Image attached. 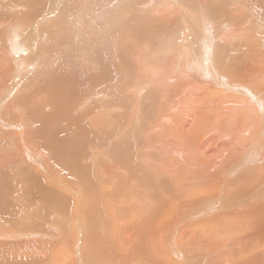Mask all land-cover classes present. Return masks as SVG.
<instances>
[{
	"label": "bare ground",
	"instance_id": "bare-ground-1",
	"mask_svg": "<svg viewBox=\"0 0 264 264\" xmlns=\"http://www.w3.org/2000/svg\"><path fill=\"white\" fill-rule=\"evenodd\" d=\"M207 1L7 2L12 6L9 9L12 13L16 10L26 11L27 7L31 8L36 3L44 4L39 11L28 10L27 16L18 21L17 26H26L22 33L28 40L27 44L20 42V33L11 31L12 27L17 28L11 24H6V29L0 31V168L6 172H0V240L5 242L17 236L38 238L37 245L32 242V247L33 244L38 246L46 241V238L53 236L47 232V227L44 230L45 228L39 227L35 220L28 219V222H23V212L26 211L23 202L26 198L33 197L30 202L38 203L40 211H43L41 209L47 204L48 195L45 189L36 183L31 185L32 176H36L32 172L34 168L23 162V159H28L27 155L30 153L35 155L36 150L31 148L32 145L27 147L22 129L23 124L30 125L28 121L31 118L32 127L37 126L34 127L35 132L40 136V142L36 140L37 145L41 147L37 146L40 148L38 152L45 149L49 159L52 154V160L60 165V171L64 172L67 168V161H73L75 164L77 160L89 162L87 166L84 165L85 168L74 165L81 169L78 176L80 175L82 180L71 179L70 183L76 186H65L74 195H66L71 196L70 198L78 204L85 201L84 204L81 202L83 206L79 208L72 205L78 216L73 214L79 217L81 212L80 221L85 220L86 226L92 227H88L92 229H89L91 239H98L100 243L102 241L104 246L98 242L93 245L98 254L96 256L100 260L103 258L101 264L114 260L113 255H116L117 248L120 252L119 245L130 244L134 240L136 243L154 242L149 250L146 246L137 250V244L133 247L136 249L135 254L145 256L150 264H264V37L260 44H255V39L252 40L251 35H247L250 31L233 33L237 28L233 29L228 22L224 23L225 20L219 23L220 26L217 24L219 27L213 29L212 25L211 28V20L207 15V6L210 7V4L206 3ZM236 1L238 0H212L214 5L209 9V13L229 18L247 16V12H243L239 7L241 5L238 6ZM15 3L17 4L13 6ZM249 3L256 16L257 9L263 7L264 0H249ZM149 16H155L159 24L163 23V19H168L169 25L184 30L186 42H181L177 37L169 38V41L167 32L161 30L156 35V40L160 44L164 42L165 46L158 57H149L143 52L149 48L147 42H144V46L136 44L132 47L130 54L133 56L129 55L130 61L125 63V51L129 47V43L123 39L124 31L127 30L125 26H134L132 29H137V23L141 22V26L147 25L146 21H152ZM175 16L179 18V22ZM135 18L139 19L138 22H135ZM8 20L12 21L11 18ZM239 20H235L238 25ZM253 20L254 18L252 22L255 32L261 34L262 32L258 31L261 27ZM33 24V27L37 26L34 32L30 30ZM255 24L258 26L255 27ZM240 26L243 27L242 23ZM243 34L245 35L240 40L239 37ZM165 39L168 42H165ZM120 44L124 54L120 51ZM115 79H118L116 82L120 84L119 91L112 88ZM111 90L112 94H117L111 103L96 99L105 98ZM23 115L30 116L29 119H24L27 123H23ZM16 142L18 148L15 147ZM227 160L230 163L226 162ZM23 163L26 168L31 169L24 176L25 179ZM96 163L101 165L100 176L106 178L114 175L112 184L116 185V189L113 191L110 187L109 192L117 197V200L120 197L117 209L120 218H128L124 213L133 209V213H129H132V216H129L128 224L117 225L120 234H117L118 231H115L116 234L110 231L108 244L105 243V238L100 239L101 241L98 238L101 235L103 239L104 230L98 228L104 232L103 235L94 231L100 224L97 212L90 213L93 200H81L88 193L92 194L93 190L90 178L82 174L86 171L93 172ZM225 166L231 168L222 173ZM10 168L14 169L18 176L8 173ZM209 168L210 171L216 172L209 175ZM42 170L47 174L43 166ZM94 172L98 174L99 171ZM236 172L238 174L232 179H245L243 186L256 181L245 193H227L228 178ZM218 173L221 175H215ZM96 178H99L98 175ZM82 181L86 183L85 191L80 186L84 184ZM96 181L95 187L100 183ZM103 181L107 184V179L103 178ZM18 183L21 186H18ZM223 184L226 185L225 190H222ZM45 188L54 196L53 187ZM77 188H80V194ZM259 190L262 193H258L256 197H260V200L252 203L248 201L250 198L254 200ZM100 191L102 192V189ZM55 198V201H58L59 198ZM64 199H59L57 205L61 211L62 208L65 211L71 208L63 205L68 204ZM233 208L237 211H230ZM57 211L60 212L59 209ZM215 212L217 213L214 214ZM219 212L223 215L219 216ZM55 214L59 215L56 210ZM209 214H214L212 220L199 222L195 227L194 224H189L192 221H201L202 217L206 219ZM60 215L62 218L66 216ZM69 215L66 216L67 219ZM52 217L50 220H54L56 216ZM101 217L100 215V219ZM79 225L78 223L77 227L80 228ZM217 228H223L220 236L219 233L216 234ZM86 229H82L84 241L90 239ZM52 233L55 234L56 231L53 229ZM4 242H0V246L8 247ZM27 243L17 241L14 250H23L24 244ZM203 243L209 246L201 247ZM45 245H42V248L46 249ZM54 246H57V243ZM4 248L0 251L6 254L10 248ZM160 253L162 256L168 254L171 257L163 258L160 263L158 260L161 258L156 257L161 255ZM153 255L154 258H151ZM53 257L56 259L58 256ZM80 259L84 260L83 257ZM57 261L59 263V260ZM120 263L127 264L130 261L123 258Z\"/></svg>",
	"mask_w": 264,
	"mask_h": 264
},
{
	"label": "rangeland",
	"instance_id": "rangeland-1",
	"mask_svg": "<svg viewBox=\"0 0 264 264\" xmlns=\"http://www.w3.org/2000/svg\"><path fill=\"white\" fill-rule=\"evenodd\" d=\"M23 1H25V0H23ZM212 0H208L206 3H208V4H210V7H208L207 5V11H208V13H207V15L209 16V18H210V20H211V28H212V25H213V29H215L216 27H219L220 26V24H221V22L222 21H224V23H226V22H228V24L229 25H231L232 27H233V29H235V28H237V29H235L234 31H233V33H236V32H243L244 33V31H250L247 35L248 36H250L251 37V39L252 40H254L255 39V44H260L261 43V40H262V38L264 37L263 36V34H264V5H263V9L262 8H259V9H257V15L256 16H254L255 14H253V12H252V7H251V5H250V3H249V0H247V2L245 3V1L243 2V0L242 1H240V0H238V1H236V3L238 4V6L239 5H241V6H239V7H241V9L243 10V12H247V16H230V18L228 17V16H214V14H212V13H209V9L210 8H212V6L214 5V4H212V2H211ZM7 2H9V0H0V31H2V30H5L6 28H5V25L6 24H11V25H13L16 29H14L13 27H12V32L14 31V33L15 32H18V33H20V36H19V40H20V42L22 43V42H24V43H26L28 40L25 38V36H24V33H22V30L23 29H25L26 28V26L25 25H19V26H17L18 24H19V20L21 19V20H23V18L24 17H26L27 16V12H28V10L29 11H31V12H36V11H39V9H41V6L44 4V2H42V3H39V4H41V5H38L37 3L34 5V6H32L31 8H29V7H27V10L25 11H19V10H16L15 11V9H14V13H12V12H10V8H12V6L11 5H9V4H7ZM242 2H243V4H242ZM6 3V4H5ZM17 3H15L13 6H15ZM196 6H198V4L196 5ZM246 6H250V7H246ZM188 7H189V5H188ZM191 9H192V6L190 7ZM262 9V10H261ZM4 11V12H3ZM178 11V10H177ZM193 11H196V10H193ZM179 12V11H178ZM254 12H255V10H254ZM25 15H24V14ZM20 14V15H19ZM178 15V14H177ZM213 15V16H212ZM261 16H263V17H261ZM35 17H37V16H35ZM152 18V21L151 20H148V21H146L147 22V25L146 24H142V26H141V22L138 24L137 23V25H138V28L139 27H142V28H137L136 29V27L134 28V29H132L134 26H125V27H127V30H123L124 31V33L125 34H123V39H124V41L129 45V49L127 48V50L125 51V57H127V59L124 57V61H125V59H126V61H125V63L126 62H129L130 61V57H132L133 55H131L132 53H131V49H132V47H134L136 44L138 45V44H142V46H144L143 45V43L144 42H147V44H148V49L147 50H149V51H147V50H143V52H146V54H148L147 56H149V57H153V55L155 56L156 55V57H158V55L160 54V51L161 52H163L161 49L163 48V46H165V44H164V42H161V44L160 43H158L157 42V40H156V35H158L159 34V31H161V30H165L166 32H167V34H166V36H167V39L170 41V39H172V38H176L177 37V39H181L180 41L181 42H186V39H184V30H182L181 28H179V27H175V26H171V25H169V20L168 19H163V23H160L159 24V22H158V20H156L155 18V16H149V18ZM175 17H177V16H175ZM221 17V18H220ZM242 17V18H241ZM249 17L251 18V19H249ZM8 18H11V20L12 21H9L8 20ZM150 18V19H151ZM178 18V17H177ZM235 18V19H234ZM254 18V20L253 21H257L256 23H258L259 24V26L261 27V29L260 30H258V31H260V32H262L261 34L259 33V32H255L256 30H255V28H254V24H253V22H252V19ZM261 18V19H260ZM3 19V20H2ZM26 19V18H25ZM220 19V20H219ZM230 19V20H229ZM232 19V20H231ZM237 19H240L239 20V25L236 23L237 21H235V20H237ZM256 19H258V20H256ZM31 20V19H30ZM135 20V22H138V18H135L134 19ZM178 20V22L180 21L179 20V18L177 19ZM215 20V21H214ZM229 20V21H228ZM242 20H243V22H242ZM249 20V21H248ZM262 20H263V22H262ZM244 21L246 22V24H244L243 25V23H244ZM248 21V22H247ZM12 22H13V24H12ZM15 22V23H14ZM18 22V23H17ZM31 22L33 23L34 21L33 20H31ZM143 22H145V21H142V23ZM150 22H152V23H150ZM252 22V23H251ZM148 23H149V25H153L152 27H150L149 25H148ZM220 23V24H219ZM236 23V24H235ZM240 23H242V26L243 27H241L240 26ZM154 24L156 25V26H154ZM219 26H218V25ZM250 24L252 25L251 27H250ZM146 25V28L144 27ZM22 26V27H21ZM34 26V24L32 25V26H30V30H32V32H34V30L36 31L37 29V26L36 27H33ZM158 26V27H157ZM170 26V28L168 29L167 27H169ZM244 26H245V28H244ZM246 26H248V28L246 27ZM258 25L257 24H255V27H257ZM144 27V28H143ZM150 27V28H149ZM241 27V28H240ZM150 30H149V29ZM242 28H244V29H242ZM146 29H147V31H146ZM151 29H153L152 30V34H151ZM154 29H156L155 31H154ZM178 29V30H177ZM180 29V30H179ZM19 30V31H18ZM132 30V31H131ZM145 30V31H144ZM238 30H240V31H238ZM252 30V31H251ZM24 31V30H23ZM142 31V32H141ZM145 32H147L146 34H145ZM157 32V33H156ZM173 32V33H172ZM251 32H254V34L253 33H251ZM132 34V35H130V34ZM150 33V34H149ZM176 33V34H175ZM232 33V34H233ZM149 34V35H148ZM171 34V35H170ZM179 35V36H178ZM244 35L245 34H243L242 36H240L239 37V39L241 40L243 37H244ZM253 35H254V37H253ZM133 37V38H132ZM253 37V38H252ZM130 38V39H129ZM166 38V37H165ZM170 38V39H169ZM132 39V40H131ZM248 39V41L250 40V38L248 37L247 38ZM246 39V40H247ZM18 40V41H19ZM131 40V41H130ZM134 41V43H132ZM165 42H168L166 39H165ZM245 42V41H244ZM151 43V44H150ZM27 44V43H26ZM131 44V45H130ZM242 44V43H241ZM121 45V44H120ZM155 45H157V46H155ZM240 45V43L238 44V46ZM155 46V47H154ZM119 47H121L120 48V51L123 53V51H122V45L121 46H119ZM161 47V48H160ZM160 49V50H159ZM156 50H157V52H156ZM159 50V51H158ZM138 53H143V52H140V51H138V50H136ZM133 52V51H132ZM148 52V53H147ZM155 52V53H154ZM131 53V54H130ZM152 53H154V54H152ZM124 54V53H123ZM128 54V55H127ZM129 55H131L130 57H129ZM151 55V56H150ZM123 61V62H124ZM132 63V62H131ZM123 64V63H122ZM122 64H120L121 66H122ZM32 71H35L34 69H32ZM118 80V79H117ZM116 79L114 80V82H112V88L116 91L117 89H118V91L120 90V88H119V85L120 84H117V81ZM117 81V82H116ZM116 83V84H115ZM116 85V86H115ZM115 87V88H114ZM117 96V94H112V90L109 92V94L105 97V98H101V97H99V98H96L97 100H101V101H103V102H105V103H108V101L111 103V101H113V99L112 98H115ZM105 100V101H104ZM28 117H30V116H28V115H25V117H24V115H23V123H24V121L26 122V120L27 119H29ZM24 119H26V120H24ZM31 119V118H30ZM30 119H29V123H30V125L27 123V124H23V127H22V129H23V132H24V135H25V137H26V145H27V147L28 146H31V148L33 147L34 149H36L35 150V155H37V156H35L34 154H33V152L32 153H30L29 154V156L27 155V160H25V159H23V162H27L28 164H30V165H32V167L34 168L33 169V173L36 175V176H32L33 178H32V180H31V185H35L34 183H36V185L37 186H41L42 188H44L45 189V192L48 194V195H46V201H47V206L46 205H44V207H42L43 209H41V210H43V211H40V205L38 204V203H35V204H32L30 201L32 200L31 198H33V197H27L26 198V200L23 202V208H24V210H26V211H28L29 209V211L28 212H26L25 211V213L23 212V222L24 223H26V222H28V219H29V221H31V220H35L37 223V225L39 224V227H41V228H45V227H47V232H50L53 236L50 238V239H47L46 238V241H43V243L42 244H39L38 246H36L37 244L36 243H38V238H32V237H28V236H24V237H18L17 236V238H11V239H13V240H11V239H7V240H5V242L7 243L6 245L8 246V247H6V246H4V245H2V246H0V250H1V248H4V247H6V248H4L5 250L6 249H8V248H10L9 250H7V252H6V254H3L4 253V251H0L1 253H0V264H65L66 262H67V264H81V261H82V259H80L79 260V258L81 257H83L84 258V260L82 261V264H85L84 262H87L86 264H101V263H103V258L100 260V258L98 257V256H96V255H98V254H96V251H95V248L93 249V245L95 244V243H99V245H101V246H104L103 245V243H102V241L101 240H104V238H105V243L106 244H108V240L110 239V236H111V234H110V231H114L113 232V234H116V232L115 231H118V229L116 228L117 227V225H123V224H128V222H129V219L128 218H130L131 216H132V211H133V209H129V210H127L124 214L128 217V218H125V217H122V219L120 218L121 217V215L119 216V210L117 211V209H118V203L120 202V197H119V200H117V197H114L113 195H112V193L111 192H109V188L111 187L112 189H113V191H115V187H116V185H113L112 184V177L114 176V175H112V176H110V177H107L106 175V178L105 177H102V176H100L99 175V173H100V171H101V165H98L97 163H96V166H95V168H94V171H99L98 172V174H96L94 171L92 172H90V171H86V173H84V174H82L83 176H85V174H86V178H90L89 180H90V185H92V188H93V190H95L94 191V193H93V190H91L92 191V194H94V195H92L91 194V192H90V194L88 193V195L87 196H84L81 200H83V199H88V200H93L92 202L93 203H91L92 205L90 206V213H95L96 214V212H97V214H96V216H97V220H98V224H100L101 225V227H100V225H99V227L98 226H96L95 227V230L94 231H97V233H99L100 234V232H101V234L102 233H104L105 232V235H103L104 237H103V239H102V237H101V235H99V240L101 241V243L98 241V239H97V241H93L91 238V234H90V232L92 231V229H90V228H92L91 226H86V222H85V220H82V222L80 221L81 219H82V217H81V212H80V216L79 217H76V213L77 212H74L73 211V207L74 206H72L73 204L74 205H77L78 206V208L79 207H82L83 205H82V203L83 202H85L84 200L83 201H81V202H79V204H78V202H75L74 200H73V198H70L68 195H66V194H68L69 193V195H74V193H72V191L71 190H69L68 189V187L67 186H65V185H69V186H73V187H75L76 185H74V184H71L70 182H71V179H73V180H76L77 181V179H78V181L81 179V177H80V175L78 176V173H80L81 172V169L79 170V168L82 166V168L84 167V165H86L87 166V164H89V162L87 161V160H80V161H76V164H75V162H73V161H67L66 162V167L67 168H65V170H64V172L63 171H60V165L59 164H56V163H54L53 162V160H52V154H51V156H50V159H49V157H46V151H45V149L44 150H41L40 152H38V150L41 148L39 145H37V142L39 141L40 142V140H39V138L38 137H40L39 136V134H38V132H35V128L34 127H37V126H35V125H33V127H32V124H31V122H30ZM27 125V126H26ZM28 125H29V127L31 128H29L28 127ZM113 126V124H111V127ZM25 127L26 128H28V129H25ZM33 128V129H32ZM262 129H263V126L261 127ZM30 129V130H29ZM32 130H33V132H32ZM36 134H35V133ZM32 133V134H31ZM35 134V135H34ZM31 135H32V137H31ZM32 138V139H31ZM28 140V141H27ZM30 140H32L31 142H30ZM36 140H37V142H36ZM35 143H34V142ZM33 142V143H32ZM37 146H39L40 148H38ZM15 147H17L18 148V143L16 142V146ZM14 147V148H15ZM16 149V148H15ZM15 149H13V150H15ZM34 149H33V151H34ZM50 152V151H49ZM38 153V154H37ZM87 153V152H86ZM24 155V154H23ZM31 156H32V158H31ZM43 158H45V159H43ZM31 161H30V160ZM35 159V160H34ZM25 160V161H24ZM30 161V162H29ZM41 161V162H40ZM85 161V162H84ZM88 162V163H87ZM226 162H228V163H230L229 162V160H227ZM41 165H40V164ZM53 163V164H52ZM86 163V164H85ZM39 164V165H38ZM44 164H45V166H44ZM80 164V165H79ZM235 163H233V165H234ZM74 165H78L79 166V168L77 167V166H74ZM94 165V164H93ZM232 165V166H233ZM42 166H43V168L44 169H46L47 170V174H46V171L44 172V170H42ZM23 167L25 168V169H23V179H25L24 178V176L27 174V172L29 171V170H31V169H28V168H26L25 167V165H24V163H23ZM78 168L76 171L74 170L75 168ZM73 168V169H72ZM85 168V167H84ZM229 168H231V166H225V168L222 170V173H224L223 171H225V170H228ZM67 169V170H66ZM97 169V170H96ZM79 170V171H78ZM103 171H106V170H103ZM0 172L1 173H6L5 172V170L3 169V168H0ZM211 172H216V171H210V168L208 169V174L210 175L211 174ZM8 173H10V174H13V175H15V176H18L17 174H16V172H15V170L14 169H12V168H10V169H8ZM31 173V172H30ZM37 173H39V175H37ZM87 173L89 174V175H87ZM95 175H94V174ZM238 174V172H236V173H234V174H232V175H230V177L229 178H231V179H229L228 178V182H229V189H228V192L227 193H232V192H235V193H239V194H241V193H245L246 191H248L249 189H250V187L251 186H253L255 183H256V181H251V182H249L246 186H243V183H244V181H245V179H232V178H234L236 175ZM98 175V177L99 178H101V179H97L96 178V176ZM215 175H221V174H215ZM31 176V175H30ZM91 176V177H90ZM93 177V178H92ZM103 178H104V180H106L107 179V184L109 185H107L104 181H103ZM111 178V179H110ZM40 179V180H39ZM98 180V182H100V183H98V185H96V187L97 188H99L98 190H97V188L95 187V184H97V181L96 180ZM14 180V179H13ZM67 180H69V182L67 181ZM82 180V179H81ZM100 180H102V181H100ZM17 182H20V180H16ZM86 181V180H85ZM85 181H82L81 183H83L84 182V184H79L78 183V185H80L81 186V188H85ZM38 182V183H37ZM96 182V183H95ZM102 182V183H101ZM220 182V180H218L217 181V183H219ZM33 183V184H32ZM104 183V184H103ZM221 183H222V181H221ZM64 184V185H63ZM21 186V184H19L18 183V186ZM100 186H101V188H100ZM108 186V187H107ZM186 185H183V187H185ZM226 185L225 184H223V186H222V190H225L226 189V187H225ZM45 187H48V188H50V187H53L54 189H55V193H54V196L52 195L53 193L52 192H47V190H46V188ZM94 187H95V189H94ZM208 188V187H207ZM102 189V192L100 191ZM209 189V188H208ZM66 191V192H64V191ZM76 190H79V194H80V188H77ZM182 190V189H181ZM264 190V189H263ZM54 191V190H53ZM84 191H85V189H84ZM83 192V191H82ZM89 192V191H88ZM108 192V193H107ZM52 193V194H51ZM105 193V194H104ZM110 193V194H109ZM258 193H262L260 190H259V192H256V194H255V196H254V200H251V198L248 200V201H250L251 203L254 201V202H256V201H259L260 200V197L258 198V196L256 197V195L258 194ZM51 194V195H50ZM87 194V193H86ZM98 194V195H97ZM100 194V195H99ZM66 195V196H65ZM91 195V196H90ZM109 195V196H108ZM115 196H116V194H114ZM38 196V195H37ZM83 196V195H82ZM96 198H95V197ZM102 196V197H101ZM111 196V197H110ZM55 197H57V198H59V199H61V198H65L64 200H65V202H67L68 204H63V205H65V207L67 206V208L68 207H71V208H64V209H67V211H65V210H63V208H62V211H61V209L57 206V205H59V202H60V200L58 199V201L56 202L55 201ZM92 197V198H91ZM99 197V198H98ZM114 197V198H113ZM137 197V196H136ZM55 198V199H54ZM90 198V199H89ZM112 198L115 200H112ZM34 199V198H33ZM68 199V200H67ZM72 199V200H71ZM54 200V201H53ZM38 201H39V199H38ZM70 201V202H69ZM117 201V202H116ZM170 201V200H169ZM24 203H26V204H24ZM57 203V204H56ZM76 203V204H75ZM97 203V204H96ZM102 203V204H101ZM115 203H117V204H115ZM54 204H56V206L54 205ZM70 204V205H69ZM84 204V203H83ZM113 204V205H112ZM27 205V206H26ZM99 205V206H98ZM117 205V206H116ZM25 206H26V208H25ZM46 206V207H45ZM105 206V207H104ZM108 206H110V207H108ZM112 206V207H111ZM105 208V209H104ZM152 208V207H151ZM150 208V209H151ZM235 208V207H234ZM232 209V210H230V211H237V209ZM45 209H47V210H45ZM57 209H59L60 210V212L59 211H57ZM44 210H45V212H44ZM54 210V211H53ZM55 210H56V213H59V215L58 214H55ZM69 210H71L70 211V215H69ZM111 210V211H110ZM131 210V211H130ZM65 211V212H64ZM95 211V212H94ZM114 211V212H113ZM243 211H245V210H243ZM41 212H42V214H41ZM67 212V213H66ZM100 212V213H99ZM106 212V214H103V213H105ZM115 212H116V215H115ZM130 212H132L130 215H129V213ZM28 213V214H27ZM31 213V214H30ZM37 213V214H36ZM45 213V214H44ZM54 213V214H53ZM73 213H75V214H73ZM128 213V214H127ZM217 212H215L214 214H216ZM221 212H219L218 214H219V216H221V215H223V214H220ZM60 214H66V216H68L69 215V219H67L66 218V216H64L65 218H62V216L60 215ZM214 214H213V216H212V214H209V216H206V219L204 220L203 219V217L201 218L202 220L200 221V220H197V222L195 221H192V222H189V224L192 226L193 224V226L195 227L196 225L198 226V223L199 222H206V221H210V220H212L213 218H214ZM226 214V213H225ZM24 215L26 216L25 218H24ZM30 215V216H29ZM31 215H33V216H31ZM36 215V216H35ZM38 215V216H37ZM47 215V216H46ZM73 216V217H71L70 218V216ZM99 215V216H98ZM100 215L102 216L101 217V219H100ZM104 215L106 216V217H104ZM232 215V214H231ZM52 216H56V217H54V220H50V218ZM61 216V217H60ZM78 216V215H77ZM119 216V217H118ZM130 216V217H129ZM228 216H230L229 214H228ZM45 217H46V219H45ZM49 217V218H48ZM103 217H104V219H103ZM113 217H114V219H113ZM205 217V216H204ZM53 218V217H52ZM79 218V219H78ZM105 218H106V220H105ZM31 219V220H30ZM47 219H49V220H47ZM78 219V220H77ZM100 219V220H99ZM103 219V220H102ZM108 219H111L110 221L108 220ZM113 219V220H112ZM121 219V220H120ZM49 221V222H47V221ZM55 220H56V222H55ZM58 221L60 222V223H58ZM64 223H63V222ZM117 221V222H116ZM47 222V223H46ZM67 222V223H66ZM101 222H106V223H101ZM112 222V223H111ZM194 222V223H193ZM48 223H50V224H48ZM52 223V224H51ZM53 223H55L56 224V226L57 227H55V224H53ZM77 223V224H76ZM78 223L80 224L79 226H80V228L79 227H77L78 226ZM82 223V224H81ZM111 223V224H110ZM61 227H59L58 225ZM61 224H63V225H61ZM84 224V225H83ZM200 224V223H199ZM209 224H212V223H209ZM25 226H29V224H24ZM45 225H48V226H45ZM71 225H73V226H71ZM114 225V226H113ZM43 226V227H42ZM62 226H63V228H64V230H62L63 228H62ZM54 227V228H53ZM68 227V228H67ZM69 227L71 228V229H69ZM73 227V228H72ZM83 227V228H82ZM88 227H90V228H88ZM66 228V229H65ZM79 228V229H78ZM84 228H87L88 229V231H89V234H90V239H88V240H86L87 241V244H86V241H84L85 240V238L83 237V233H82V229H84ZM97 228V229H96ZM98 228H100V229H102V230H104V232L103 231H100V229H98ZM104 228V229H103ZM112 228V229H111ZM114 228H115V230H114ZM127 228V227H126ZM49 229V230H48ZM53 229L56 231V233L55 234H53L52 232H53ZM56 229H59L58 231L56 230ZM86 229V230H87ZM91 231H90V230ZM129 229V228H128ZM44 230H46V228L44 229ZM60 230H61V232H60ZM71 232H70V231ZM123 230H126V229H123ZM222 230H223V228H217L216 229V234L218 235V233H219V235L218 236H220L221 235V232H222ZM87 231V232H88ZM62 232H65V233H62ZM135 232V231H134ZM69 233V234H68ZM72 234V236H70L71 234ZM74 233H75V235L77 236H75L74 235ZM108 233V234H107ZM120 234V231H118L117 232V234ZM59 234H60V236H59ZM54 235L57 237V238H59V239H57V238H55L54 237ZM63 235V236H62ZM79 235V236H78ZM81 235V236H80ZM69 236V237H68ZM106 236V237H105ZM26 237V238H25ZM28 237V238H27ZM62 237H63V240H62ZM67 237V238H66ZM74 237V238H73ZM75 237H76V240H75ZM30 238V239H29ZM60 238H61V240H60ZM70 238H72V240H74V241H70ZM41 239V238H40ZM78 239H79V241H78ZM120 239H121V237H120ZM135 239V238H134ZM133 239V240H134ZM10 241V242H9ZM19 242V241H25V243H27V244H24V247H23V250H21V251H15L14 249L16 248V246H15V243L16 242ZM70 241V242H69ZM82 241V242H81ZM103 241V242H104ZM0 242H4V240H0ZM4 242V243H5ZM32 242H35V244L36 245H34L33 244V246L32 247H30V245H31V243ZM55 242V243H54ZM80 242V243H79ZM12 243V244H11ZM56 243H57V246H54V245H56ZM74 243V244H73ZM88 243H89V245H88ZM93 243V244H92ZM104 243V244H105ZM125 243H128V242H125ZM152 243H154V242H146V241H144V243H136V241L134 240L132 243H130V244H127L128 245V247H127V245L125 244V245H119V247L121 248L120 249V252L122 253V256H121V253L119 252V248H117V252H116V250H114V252H116V255H113V258H114V260L113 261H111V262H109L108 264H121L120 263V259H127V261L129 260L130 261V263H127V264H150L149 263V261H148V259H146V257L145 256H141L140 254H138V253H136L135 254V252H136V249L137 250H139V249H142V247H145L147 250H149V249H151V247L150 246H153V244ZM46 244V245H45ZM49 244V245H48ZM81 244V245H80ZM105 244V245H106ZM122 244V243H121ZM131 244H133L132 246H131ZM137 244V245H136ZM149 244V245H148ZM152 244V245H151ZM42 245H43V247H44V245H45V248L46 249H44V248H42ZM51 245V246H50ZM118 245V244H117ZM135 245H136V247H135ZM140 245V246H139ZM203 245H206V246H209L207 243H203L202 245H201V247H203ZM86 246V247H85ZM108 246V245H107ZM106 246V247H107ZM205 246V247H206ZM48 247H49V249H48ZM54 247H56V248H54ZM95 247V246H94ZM123 247L125 248V249H123ZM133 247H135L136 249H134ZM148 247H150V248H148ZM51 248V249H50ZM60 248V249H59ZM62 248V249H61ZM78 248V249H77ZM80 248V249H79ZM44 249V250H43ZM75 249V250H74ZM84 249V250H83ZM85 249H87V250H85ZM91 249V251H89ZM123 249V251H121ZM11 250V251H10ZM13 250V251H12ZM52 250V251H51ZM55 250V251H54ZM58 250V251H57ZM132 250V251H131ZM133 250H135V251H133ZM34 251V252H33ZM54 251V252H53ZM64 251H66L65 253H63ZM72 251V252H71ZM86 251V252H85ZM89 251V252H88ZM98 251H100V249L98 248ZM134 252V253H133ZM148 252V251H147ZM50 255H49V254ZM53 253V254H52ZM128 253V254H127ZM131 253V254H130ZM26 254V255H25ZM34 254V255H33ZM64 254V255H63ZM66 254V255H65ZM93 254H95V255H93ZM123 254H124V256H123ZM161 255H159V256H156L157 258H161V259H159L158 261L160 262V260H162L163 258H165V257H167V258H170L169 256H168V254L166 255V256H162V253H160ZM58 256V257H55L56 259H54V257L53 256ZM62 255V256H61ZM78 255H80L79 257H78ZM82 255V256H81ZM93 255V256H92ZM151 255V254H150ZM158 255V254H157ZM4 257V258H3ZM64 257V258H63ZM76 257H78L77 259H76ZM123 257V258H122ZM139 257V258H138ZM143 259H142V258ZM151 258H154V255L153 256H150ZM115 258H116V260H115ZM117 258H119V259H117ZM137 258L139 259V261L137 260ZM53 259H54V261H53ZM63 259V260H62ZM68 259V260H67ZM93 259V260H92ZM131 259H133L132 261H131ZM57 260H59V263H58V261ZM72 260H74V261H72ZM75 260H77V261H75ZM98 260V261H97ZM11 261V262H10ZM60 261H63V262H61L60 263ZM68 261H70V263H68ZM89 261V262H88ZM118 261V262H117ZM42 262H44V263H42ZM98 262V263H97ZM114 262V263H113ZM160 263H162V262H160ZM163 264H164V262H163Z\"/></svg>",
	"mask_w": 264,
	"mask_h": 264
}]
</instances>
